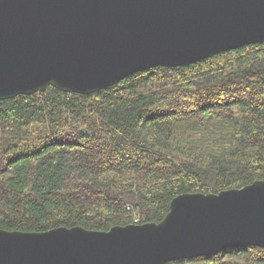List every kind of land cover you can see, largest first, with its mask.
<instances>
[{
	"label": "trees",
	"instance_id": "trees-1",
	"mask_svg": "<svg viewBox=\"0 0 264 264\" xmlns=\"http://www.w3.org/2000/svg\"><path fill=\"white\" fill-rule=\"evenodd\" d=\"M264 179V43L92 94L0 100V229L159 222L186 192ZM166 264H264V248Z\"/></svg>",
	"mask_w": 264,
	"mask_h": 264
},
{
	"label": "water",
	"instance_id": "water-1",
	"mask_svg": "<svg viewBox=\"0 0 264 264\" xmlns=\"http://www.w3.org/2000/svg\"><path fill=\"white\" fill-rule=\"evenodd\" d=\"M264 43V0H0V100L92 94ZM264 248V179L175 196L159 222L0 229V264H166Z\"/></svg>",
	"mask_w": 264,
	"mask_h": 264
},
{
	"label": "built area",
	"instance_id": "built-area-1",
	"mask_svg": "<svg viewBox=\"0 0 264 264\" xmlns=\"http://www.w3.org/2000/svg\"><path fill=\"white\" fill-rule=\"evenodd\" d=\"M139 218H140L139 216H136V217H135V222H134V223H139Z\"/></svg>",
	"mask_w": 264,
	"mask_h": 264
},
{
	"label": "bare ground",
	"instance_id": "bare-ground-1",
	"mask_svg": "<svg viewBox=\"0 0 264 264\" xmlns=\"http://www.w3.org/2000/svg\"><path fill=\"white\" fill-rule=\"evenodd\" d=\"M136 216H138V215H136Z\"/></svg>",
	"mask_w": 264,
	"mask_h": 264
}]
</instances>
